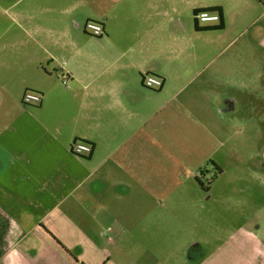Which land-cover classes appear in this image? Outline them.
<instances>
[{
	"label": "crops",
	"instance_id": "obj_1",
	"mask_svg": "<svg viewBox=\"0 0 264 264\" xmlns=\"http://www.w3.org/2000/svg\"><path fill=\"white\" fill-rule=\"evenodd\" d=\"M212 7L223 9L220 22L198 23L194 12ZM251 8L261 11L243 22ZM89 20L102 36L84 31ZM246 30L264 50L263 0H0V264H175L147 219L148 158L183 150L174 134L205 150L213 117L229 120ZM144 74L162 89L145 88ZM26 91L42 102L24 105ZM75 141L91 155H74ZM118 221L141 238L142 261L132 248L114 261L103 246ZM185 264H264V228L243 227Z\"/></svg>",
	"mask_w": 264,
	"mask_h": 264
},
{
	"label": "rangeland",
	"instance_id": "obj_2",
	"mask_svg": "<svg viewBox=\"0 0 264 264\" xmlns=\"http://www.w3.org/2000/svg\"><path fill=\"white\" fill-rule=\"evenodd\" d=\"M261 10L247 9L240 19L250 22ZM253 32L246 30L239 36L236 49L243 59L244 86L229 85V120L221 124L213 117L207 128L214 136L211 142L207 140L206 149L198 140L174 134L175 144L185 146L183 150L170 147L148 158L147 219L164 232L163 238L155 239L170 248L164 254L168 262L193 263L216 251L243 227L259 233L264 228V172L262 161H256L264 149V50L253 44ZM115 193L122 198L123 187ZM132 224L134 229L143 225L140 219ZM115 230L100 238L113 252V260L123 261L119 249L132 248L130 256L142 261L137 254L141 238L124 234L120 221ZM109 239L115 245H108Z\"/></svg>",
	"mask_w": 264,
	"mask_h": 264
},
{
	"label": "built area",
	"instance_id": "obj_3",
	"mask_svg": "<svg viewBox=\"0 0 264 264\" xmlns=\"http://www.w3.org/2000/svg\"><path fill=\"white\" fill-rule=\"evenodd\" d=\"M198 23H218L221 20V16L218 12L202 11L196 15ZM84 31L92 37H100L104 33V29L101 24L94 21H87L84 25ZM60 80L63 85H67L68 76L60 74ZM142 84L149 90H160L164 85V80L158 76L152 74H144L142 78ZM42 102V95L33 91H26L22 96V103L26 106L39 105ZM72 153L79 157L89 156L93 151V147L82 141H75L72 145Z\"/></svg>",
	"mask_w": 264,
	"mask_h": 264
},
{
	"label": "trees",
	"instance_id": "obj_4",
	"mask_svg": "<svg viewBox=\"0 0 264 264\" xmlns=\"http://www.w3.org/2000/svg\"><path fill=\"white\" fill-rule=\"evenodd\" d=\"M202 11L218 12L220 14L221 18L223 17V9L221 7H212V8H207V9L196 10L194 12V14L197 15L198 13H200ZM223 27H224V24L221 21V23L217 27V29H222ZM196 28L198 29L197 25H196ZM200 173H203V170H201ZM198 181H199V178H198Z\"/></svg>",
	"mask_w": 264,
	"mask_h": 264
},
{
	"label": "flooded vegetation",
	"instance_id": "obj_5",
	"mask_svg": "<svg viewBox=\"0 0 264 264\" xmlns=\"http://www.w3.org/2000/svg\"><path fill=\"white\" fill-rule=\"evenodd\" d=\"M260 160L262 161V165L264 166V156L263 153L261 152V154L259 153L258 157H256V161L259 163ZM218 168V167H217ZM221 169H219L220 171Z\"/></svg>",
	"mask_w": 264,
	"mask_h": 264
}]
</instances>
